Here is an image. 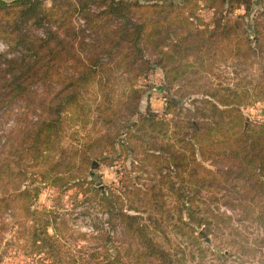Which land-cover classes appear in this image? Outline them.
Here are the masks:
<instances>
[{
    "label": "trees",
    "instance_id": "obj_1",
    "mask_svg": "<svg viewBox=\"0 0 264 264\" xmlns=\"http://www.w3.org/2000/svg\"><path fill=\"white\" fill-rule=\"evenodd\" d=\"M203 8L212 11L209 20ZM240 8L246 13L234 17ZM251 9L252 0H0V41L7 46L0 53V214L18 209L24 221L33 218L34 244H48L51 237L38 230L46 234L49 221L32 210L36 184L86 193L92 185L97 194L93 161H113L117 147L139 170L151 167L172 192L176 182L163 171L174 172L192 205L203 191L221 194L239 180L255 182L249 199L260 201L264 122L246 126L242 108L261 103L264 116V79L242 90L210 79L219 65L248 64L264 50V11L252 19L250 33ZM152 64L164 72L165 91L204 96L192 117L172 116L176 98H166L161 116L140 112L138 84ZM161 136L167 142L148 144ZM146 195L150 203L163 199L162 192L157 200ZM118 217L151 246L137 217Z\"/></svg>",
    "mask_w": 264,
    "mask_h": 264
},
{
    "label": "rangeland",
    "instance_id": "obj_2",
    "mask_svg": "<svg viewBox=\"0 0 264 264\" xmlns=\"http://www.w3.org/2000/svg\"><path fill=\"white\" fill-rule=\"evenodd\" d=\"M44 1L47 5L52 3V0ZM263 11L264 0H252V9L245 17L247 31L252 32V19ZM200 13L205 20L212 16V11L206 8ZM245 13L240 8L233 16ZM6 50V44L0 41V53ZM258 55L259 58L253 57V62L248 64L230 61L219 65L217 75H210L212 83L242 90L263 80L264 50ZM123 85L124 79H121L117 85L119 90ZM138 87L143 90L140 112L150 110L158 116L163 115L167 99L176 98L179 103L172 116L192 117L204 97L202 94L181 97L173 89L165 91L164 72L154 64L140 79ZM262 107L256 103L242 108L246 126L264 122ZM137 119L135 116L132 120ZM125 123L122 121L121 126ZM162 141L167 142V138L150 139L148 144L158 145ZM111 158L113 161L109 163L100 159L93 161L90 172L99 184L97 194V188L92 185L86 193L79 186L58 189L36 184L40 194L32 210L40 211L42 218L49 221L46 234L41 226L38 230L43 238L51 237L47 239L48 244H34L33 218L24 221L18 209L15 214L11 211L0 214V264H264V194L256 203L249 199L255 193V182L239 180L236 185L228 182L217 195L203 191L192 205L185 201L189 194L182 187L187 184L179 183L174 172L163 171L171 174V180L176 182L172 192L169 185L160 183L162 177L151 167L145 172L139 170L132 156L119 155L118 147ZM209 167L216 169L212 164ZM87 185L86 182L83 188ZM155 185L158 188L153 190ZM145 192L153 200L162 192L159 206L148 202ZM214 197L220 199L215 201ZM163 203L162 210L159 207ZM241 207H249L254 212L248 214ZM178 208H181L179 213ZM120 212L137 217L151 239V246H146L142 235L128 230L118 217ZM259 212L263 221L259 219ZM178 217L192 226V232L177 227L181 224ZM179 230L189 233H179Z\"/></svg>",
    "mask_w": 264,
    "mask_h": 264
}]
</instances>
